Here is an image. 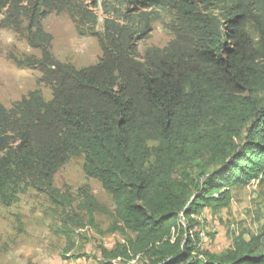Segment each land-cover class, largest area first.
Returning a JSON list of instances; mask_svg holds the SVG:
<instances>
[{
  "label": "trees",
  "instance_id": "obj_1",
  "mask_svg": "<svg viewBox=\"0 0 264 264\" xmlns=\"http://www.w3.org/2000/svg\"><path fill=\"white\" fill-rule=\"evenodd\" d=\"M82 4L33 7L36 16L69 7L77 27L95 33L99 16ZM121 4L106 8L95 33L97 64L76 68L52 57L51 99L35 89L11 108L0 101L2 203L18 201L25 186L58 197L55 174L83 155L87 176L114 200L110 210L85 192L88 219L105 212L108 231L124 237L112 249L100 245V264H264V233L239 235L222 252L201 250L194 234L205 209L229 207L232 188L264 183V0ZM153 6L175 12L177 23L166 46L142 54L139 43L160 19ZM52 41L39 16L30 45L50 53Z\"/></svg>",
  "mask_w": 264,
  "mask_h": 264
},
{
  "label": "rangeland",
  "instance_id": "obj_2",
  "mask_svg": "<svg viewBox=\"0 0 264 264\" xmlns=\"http://www.w3.org/2000/svg\"><path fill=\"white\" fill-rule=\"evenodd\" d=\"M35 1H0L6 3L0 7V101L8 108L35 89L42 90L47 100L52 98L54 81L48 67L52 57L76 68L97 64L103 51L95 33L103 30L104 11L114 5L125 8L121 4L124 0H98L101 6L97 7H93L94 0H80L99 16L92 33L88 27H77L68 13L69 7L52 5L42 8L36 16ZM148 10L152 17L160 19L152 23L151 33L139 43L142 54L149 47L166 46L177 23L172 10L154 6ZM39 16L45 31L53 36L50 53L29 43ZM250 30L254 39H259L255 28ZM39 62L40 68L30 67ZM84 163L83 155L73 156L55 174L58 197L25 186L18 201L10 206L0 198V264H100V245L112 249L124 241L121 233L108 231L113 220L107 213L95 212V223H90L84 207L85 192L110 210L114 209V200L99 180L87 176ZM231 196L229 207L217 213L205 209L197 217L194 234L201 250L222 252L232 247L239 235L249 238L264 233V183L252 181L234 187ZM179 222L186 220L181 218Z\"/></svg>",
  "mask_w": 264,
  "mask_h": 264
}]
</instances>
